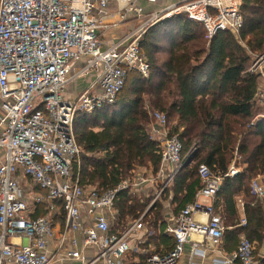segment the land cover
<instances>
[{"label": "built area", "instance_id": "2783aa9c", "mask_svg": "<svg viewBox=\"0 0 264 264\" xmlns=\"http://www.w3.org/2000/svg\"><path fill=\"white\" fill-rule=\"evenodd\" d=\"M157 1L0 0V264H50L52 257L59 264L78 260H84L83 264H124L129 256L141 255L142 245L155 235L143 223L145 214L121 232L111 229L118 221V193L137 192L161 180L153 205L184 166L182 144L166 132L164 115L153 113L149 131L153 138L162 136L158 173L134 175L102 193L78 185L74 167L78 168L82 151L73 132L74 118L77 113L91 114L114 104L128 72L147 78L149 65L139 41L143 29L158 19L186 14L202 25L207 40L218 31L237 34L242 28V0H183L153 11L123 41L102 48L97 30L112 16V8L121 19L129 14L140 19L145 14L141 4ZM79 62L81 66L76 67ZM249 71L263 76L264 53ZM89 72L97 74L96 80L74 99L64 100L66 87ZM259 99L262 114L256 120L264 119V90ZM165 167L169 171L162 181ZM17 170L38 189L30 199L16 178ZM239 170L233 163L224 177H233ZM197 175L202 188L194 202L168 216L164 234L173 238V247L166 255L147 256L144 264H179L187 245L190 264H202L208 253L222 248L226 229L214 213L212 200L224 177L212 174L205 165L198 167ZM250 191L264 198V176L251 181ZM38 205L48 215L33 218ZM61 209L64 228L51 256L49 242L56 239L53 220ZM238 226L244 227L245 220ZM74 235L80 236L84 248L95 249L91 258L84 259ZM21 238L25 243H13ZM210 261L255 264L254 245L240 236L227 257Z\"/></svg>", "mask_w": 264, "mask_h": 264}, {"label": "trees", "instance_id": "16d2710c", "mask_svg": "<svg viewBox=\"0 0 264 264\" xmlns=\"http://www.w3.org/2000/svg\"><path fill=\"white\" fill-rule=\"evenodd\" d=\"M239 15L242 28L237 34L218 31L211 40L186 14L147 25L139 41L149 65L147 78L128 72L114 104L76 114L73 132L82 152L74 172L82 189L98 193L116 189L142 167L154 176L158 173L161 142L149 133L153 113L164 115L166 132L182 144L184 166L146 214L152 198L118 193V221L112 232H121L143 214L148 229H163L167 213L177 214L194 202L202 188L200 165L224 177L234 163L240 170L223 178L212 200L214 213L226 229L224 246L232 248L244 236L254 245L255 264H264L259 255L264 198L250 191L251 181L264 176V119L256 120L262 114L261 79L249 71L264 53V0H242ZM48 213L38 205L33 218ZM241 219L244 227L238 226ZM53 221L64 224L62 209Z\"/></svg>", "mask_w": 264, "mask_h": 264}, {"label": "crops", "instance_id": "0c3cea01", "mask_svg": "<svg viewBox=\"0 0 264 264\" xmlns=\"http://www.w3.org/2000/svg\"><path fill=\"white\" fill-rule=\"evenodd\" d=\"M161 3L156 4L154 3V6L148 7L150 6L148 5H143L144 3H142L141 5H143L144 9L146 10H150L153 12L155 11H160L162 9H164L165 7H167L170 4H176L179 3L183 0H160ZM158 2V1H157ZM154 9V10H153ZM113 14L111 17H109L108 19H105L103 21L104 25L101 26V28H99L97 30V35L99 37V40L101 41V46L102 48H107L108 46L121 42L123 41L130 33L134 32L135 30H137L143 23L137 24V20H140L136 17H134L132 14H129L127 16V19H121L119 15H117L115 13V8H112L111 11ZM150 12V13H152ZM149 12L146 14L145 11V16H149L150 14ZM76 67H80L81 66V62L76 63L75 64ZM85 81L82 84V86H89L90 83H92L93 81L96 80L97 78V74L95 72H92V74H90V76L85 77ZM82 88V87H81ZM85 89V87L83 88V90ZM1 104V103H0ZM155 139H162V136H160V134L155 137ZM3 159V155L2 152L0 151V163L2 162ZM165 171H164V176H162V181L165 180L166 174L169 171V169L167 167H165ZM16 178L19 179V183L21 185V187L23 188V190L25 191V188H28V186H30L33 190L30 191V189H27L29 191V195L27 196V198H31L33 192H37L36 190H34V186L32 185V183L30 181H28L27 179L23 178L21 176V178H18L17 174H16ZM161 181V180H160ZM159 181V183H160ZM30 184V185H29ZM153 186V183H149L147 186ZM143 189V187H142ZM143 191V190H142ZM147 190H145L146 192ZM44 194V193H43ZM157 194V192H154L153 195L151 194V197H153V199L155 198V195ZM145 195V194H144ZM152 199V201H153ZM151 201V202H152ZM152 206L151 204L148 206V208ZM145 211V214L147 213V210ZM237 209L239 212L240 217H242L243 214V210H242V204L241 201L239 200L237 202ZM172 215L171 212L167 213V216ZM168 220V219H167ZM56 228V236H55V241L52 243V241L49 242V251L51 256L53 255L57 242H58V238L60 232H62L63 228H64V224L62 223V225H60V223L58 221L54 222ZM166 227H163V229H159L157 228L154 233L155 235L153 237H151L148 241H146V243L144 245H142L141 249L143 251V253L141 255H133V256H129L127 258V260L124 262V264H144L145 258L147 256L150 255H158V256H163L166 255L169 250L173 247V238L169 235L164 234V229ZM74 238L77 240V247L78 249L83 253L82 256L84 257V259L87 258H91L92 255L96 252L95 249L93 248H84L82 246V242L80 239L79 235H74ZM197 238V237H196ZM194 238V239H196ZM198 239V238H197ZM238 242V241H237ZM14 244H22L25 243L24 238L21 239H14L13 240ZM225 240H224V244L222 246V248L220 250L217 251H213L208 253V257L204 260H202V264H212L211 263V258H216V259H224L225 257H227L237 246V243L235 244L234 247L230 248V247H225ZM192 261H196V262H200L198 259H193ZM191 260H190V252H189V247L188 245L185 247V254L183 256V258L179 261V264H190ZM84 260H78V261H74L71 262V264H83ZM50 264H59V262L56 261L55 257H52L51 263Z\"/></svg>", "mask_w": 264, "mask_h": 264}, {"label": "rangeland", "instance_id": "374dc122", "mask_svg": "<svg viewBox=\"0 0 264 264\" xmlns=\"http://www.w3.org/2000/svg\"><path fill=\"white\" fill-rule=\"evenodd\" d=\"M159 3H161V1L160 0H158V2H156V4H159ZM148 5L147 3H144L143 5ZM143 5H142V7H143ZM151 6H154V4H152V5H150V6H148V7H151ZM144 8V7H143ZM154 10V9H153ZM146 11V14L149 12H152L151 11V9L150 10H145L144 9V12ZM155 11V10H154ZM148 18H149V16H145V17H143V18H141L140 20H137V24H140V23H143V22H146L147 20H148ZM257 58V57H256ZM256 60V59H255ZM254 60V61H255ZM254 61H253V63H254ZM90 74H92V72H89L87 75H85V76H82L81 78H78V79H76L75 81H73L72 83H70L67 87H66V90H65V93H64V95H63V99L64 100H70V99H74L75 97H76V95H78L79 93H81L82 91H83V88L85 87H88V86H82V84L84 83V81H85V77H88V76H90ZM260 79H261V85H260V87H259V89H260V92L261 91H263L264 90V71H263V76H261L260 77ZM82 87V88H81ZM149 109V108H148ZM152 126V125H151ZM16 174H17V176H18V178H21V173H20V171H18L17 170V172H16ZM134 175H143V176H149L150 175V171L146 168V167H142V168H138V169H135V172H134V174H133V176ZM132 176V177H133ZM19 180V179H18ZM30 185V184H29ZM145 186H147V184L145 185ZM27 189H31V190H33L30 186H28V188H25V192H26V195L28 196L29 194V191L27 190ZM159 189H160V185H159V182L157 181V183H154L153 184V186L151 187V186H148V188L147 187H144L143 186V189H141V190H139V191H137V192H132V191H128V193H130L132 196H136L137 197V199H138V197H140V196H142V198H140V199H143V200H145V199H147L146 197H149V199H153V197H151V194L153 195V193L154 192H158L159 191ZM143 190V191H142ZM145 190H147L146 192H145ZM145 194V195H144ZM160 198V197H159ZM29 202H31V200H29ZM149 204V203H148ZM151 204V203H150ZM149 204V205H150ZM148 205V206H149ZM148 208V207H147ZM146 211V210H145ZM171 212V211H170ZM59 215H60V213H59ZM59 222V221H58ZM263 245V244H262ZM262 245H261V247H260V249H259V254H260V251L262 250Z\"/></svg>", "mask_w": 264, "mask_h": 264}, {"label": "water", "instance_id": "95a60500", "mask_svg": "<svg viewBox=\"0 0 264 264\" xmlns=\"http://www.w3.org/2000/svg\"><path fill=\"white\" fill-rule=\"evenodd\" d=\"M150 207H151V206H150ZM150 207H149V208H150ZM149 208H148V209H149ZM262 247H263V248H262V250L260 251V254H259L260 256H264V242H263Z\"/></svg>", "mask_w": 264, "mask_h": 264}]
</instances>
